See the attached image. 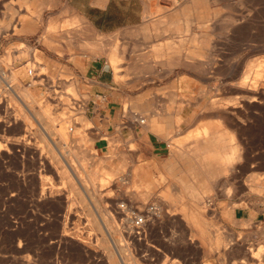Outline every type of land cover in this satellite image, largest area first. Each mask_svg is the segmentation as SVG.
Returning <instances> with one entry per match:
<instances>
[{
    "label": "rangeland",
    "instance_id": "374dc122",
    "mask_svg": "<svg viewBox=\"0 0 264 264\" xmlns=\"http://www.w3.org/2000/svg\"><path fill=\"white\" fill-rule=\"evenodd\" d=\"M212 1V15L220 17L225 22V29L227 31H230L232 28L243 32L252 30L258 32L260 44L264 43V0ZM55 4L59 5V0H0V264H78L79 262L80 264H104L106 261L105 264H110L107 256H109L111 251L114 256L116 255L121 264L123 262L119 258V254L124 257V264H212V261L203 254L202 250L208 249V251H212V249L218 248L217 238L219 232L216 231L214 239L210 232V225L213 222L208 217L209 211L203 205L205 197L216 195V193L211 189L202 191L199 198L197 197L201 207L197 211L188 212V209H186L187 198L193 199V194L191 195V193L185 191L180 192L179 189L183 186L190 188L187 186L188 184L193 187H202L208 179L212 181L219 175H227L230 169L234 170L242 161L251 158V149H253L254 153L258 154L260 161L264 160V50L259 51V57L256 59L257 62L252 65L254 68V71L252 68L253 73H247L249 77L246 79L245 87L239 88L235 95L225 92L222 88H217L213 93H210L213 96L210 103H215V108L214 105L211 108L212 105L208 103L204 106L201 114L196 115L199 116L198 118L188 121L186 117L181 118L179 115L187 106L186 104L150 103L149 97L151 96L160 97L161 95L168 96L172 94L170 89L158 87V84L171 73L166 70L169 66L166 60L170 59V56L164 55L165 52L169 53L172 49L170 41L164 42V46L154 49L156 53H159L157 54V59L159 62L161 60L160 64L162 66L157 65L158 62L152 72V68L148 62L141 65L143 69L141 70V76H145V79L144 87L139 89V93L142 95L139 98L140 101L139 103H124L122 107V115L133 123H136L135 120L138 117H142L145 119V125L138 124L139 126L152 131L159 129L166 134L164 140L169 145L168 152L159 160L157 168H152L154 172L152 173L154 179V185L152 186V181H145L144 177L140 178L139 182L135 181V179L139 178V174L138 172L136 176L131 174V172L137 169L134 168L131 171L132 167L127 165V160L131 157L127 155L126 151L119 150L121 142H115L113 139H110L113 153L109 157L97 155L92 149L94 136L89 133L88 128L91 124L85 116V104L77 101L79 96L85 97V94L79 91L76 81L69 83L65 82V80L57 79L67 77L61 73L58 77H56V74L49 75L51 78L49 81L42 80V78L36 81V77L33 79L32 85L23 81L30 67H35L36 73L48 71L45 66L46 63L40 56V51L37 50V48L41 50V47L45 43H43L44 27L47 32L50 31L53 34L59 35L60 40L55 41L57 44L63 43L68 48V53L61 54L62 60H73L74 39L79 37L82 39V42H78L77 46L84 51L88 50L90 52L89 58L101 57L105 61L106 48L108 46L106 35H100L105 39V46L103 45L102 47V51H104L103 49L105 51H100L101 53L98 52L100 53L98 54L88 46L87 42L90 39L89 31L91 30H85V26H87L85 23L80 25L81 27L79 25L77 27L73 26V24H62L59 21L53 24L46 23L48 17L45 10L49 9L50 6L54 7ZM78 27H80V30ZM88 28L90 27L88 26ZM35 39H39V45L37 46L33 44ZM22 43L28 44V47L32 49L31 52H27V50L21 48ZM119 47L128 48L129 45L116 39L115 47L111 45V51L109 52L112 64L116 63V49ZM62 69L64 68L62 67ZM258 70L262 73L260 74L261 76L257 75ZM13 75H15V79H12ZM38 82L43 85H35ZM240 83H242L241 80L237 84ZM7 84L11 86L8 87ZM17 87H28L36 97V101H38L40 106L36 102L30 101V99L24 100L25 103H29L32 106V112L39 107L45 108L48 105L50 109L49 115L45 118L33 117L20 103V99H17L18 96L14 94V90ZM216 98L218 99L216 100ZM224 105L227 107H224ZM208 106L210 107L208 108ZM217 107L220 109H217ZM204 111L214 113L207 115ZM149 117L152 120L147 119ZM205 117L209 118L206 119ZM160 122L162 124H157ZM41 124H44V126ZM166 124L169 126L166 127ZM174 124L175 127L172 126ZM56 126L63 130L64 140H60V134L57 133ZM46 130L48 135L51 136V140L44 133ZM221 136L230 137L232 142L230 139L222 140ZM14 139H19V142ZM26 140H29V142ZM179 141L186 150V154L183 156L178 153ZM127 144L128 149L134 148V144L131 141ZM54 145L60 150L65 147V149L61 150L62 154L69 161L72 158V166L74 164V168H76V172L79 174L78 179L75 176L73 178L76 186L78 185L82 193L79 194L72 190L70 183L57 173L59 169H57L58 163L56 158L59 154L49 149H52ZM70 147L75 150L68 151ZM43 148L44 150H42ZM79 148L86 152L87 157V160L84 159L85 161L83 160L81 164L74 158L76 149ZM232 148L236 152V157L232 164L227 165L220 157L230 152ZM29 150H32L31 152L34 153H29ZM38 152H41L40 155ZM72 153L75 154L73 155ZM237 153H239V157H237ZM35 154H38L40 157H37ZM114 155H117L116 158L118 157V160L123 158V162L118 164L116 159L112 160ZM27 157L29 158L27 159ZM37 160L41 162H37ZM59 161V166L68 170L64 161H61V158H59ZM44 167L48 168L45 169ZM114 170L115 172H112ZM91 171H97L100 175H105V171L106 173H111L107 177L108 179L105 178L104 181L98 183L99 186L98 184L96 185V188H98L96 190L97 196L93 195L94 197H91V193L83 185L86 182L89 187L91 186L87 181L88 173ZM31 173L33 177H31ZM261 176H264V174H260V178ZM33 178H35V184L32 180ZM17 182L22 183L19 185L20 183L18 184ZM23 182H26V187ZM80 186L84 187V189ZM42 188H44L45 192L41 191L38 194ZM250 190L258 194H261L263 191L262 187L257 190ZM108 193L111 194L109 195ZM54 196L58 200H55ZM97 201L99 202L98 205ZM104 201L108 203L106 204ZM139 201H144L145 203H139ZM149 201L158 202L161 212L157 218H154V221L152 220L148 224L147 228H149L146 229V235L143 238L134 237L125 225L121 227L124 232L117 233L115 224H120L119 219L123 218L122 213H120L121 210L118 209V204L126 202L129 205H138L139 203V206H143V204ZM68 213L73 215V219L69 221L71 223L66 220ZM98 213L100 216H98ZM112 216L115 217L112 218ZM108 223L111 226H107ZM104 225L107 226L106 228H109V234ZM64 226H66V229ZM49 230L51 231L48 232ZM94 230L98 231L94 232ZM75 232L76 234H74ZM64 233L65 235H62ZM127 233L131 234L134 238L132 237V239L129 238L128 240ZM75 235L77 236L75 237ZM90 237L91 239L89 240ZM100 240L103 241L102 244ZM82 241L86 242V244H91L88 252L83 250ZM103 243L106 244L104 245ZM150 243L152 245H149ZM121 246L123 247L121 248ZM150 248L152 249L150 250ZM117 250H119V253ZM99 251L101 252L99 253ZM172 260L178 261L173 262Z\"/></svg>",
    "mask_w": 264,
    "mask_h": 264
},
{
    "label": "crops",
    "instance_id": "0c3cea01",
    "mask_svg": "<svg viewBox=\"0 0 264 264\" xmlns=\"http://www.w3.org/2000/svg\"><path fill=\"white\" fill-rule=\"evenodd\" d=\"M212 2L182 0L175 4L172 0H59V5L45 10L47 24L59 21L70 25L77 18L79 25L85 23L92 31L106 35L109 43L105 61L101 57L89 58L90 52L77 46L78 42H82L79 37L74 39L73 60H62L61 54L68 53V48L63 43L57 44L55 41L60 40L59 35L47 32L44 27L45 43L41 50H37L48 71L36 73L35 78L36 81L39 78L49 81L52 74L58 77L61 73L67 77L57 79L77 82L79 91L85 94L77 101L85 104V116L91 124L89 133L94 136L92 149L97 155L109 157L113 153L110 139L121 142L119 150L126 151L131 157L127 165L132 167L131 171L137 169L139 174L136 182L144 177L145 181H152L154 185L152 168H157L169 148L164 140L166 134L161 130H147L122 115L124 103H139L142 96L139 89L144 87L145 76H141V65L148 62L153 72L159 62V53L154 49L170 41L172 49L164 55L170 56L166 60L169 64L166 70L171 73L158 87L168 88L172 94L151 96L150 103L186 104L179 115L188 121L199 117L196 115L201 114L204 106L212 101L210 93L217 88L232 95L243 88L237 85L238 81L246 75L245 72L253 73L252 65L257 62L259 51L264 50L258 32H243L234 28L227 31L225 22L212 15ZM116 39L129 47L117 48L116 63L112 64L109 52L111 45L115 47ZM38 40L35 39L33 44L39 45ZM160 62L157 65L162 66ZM248 67L250 71H247ZM23 81L27 83L32 78L27 74ZM35 85L43 84L38 82ZM204 112L207 115L214 113ZM172 126L175 127V124ZM220 138L232 142L230 137ZM130 141L134 148L128 149ZM182 145L179 141L178 153L183 156L186 150ZM231 151H235L234 148ZM250 154V159L242 161L234 170L230 169L225 176L219 175L212 181L208 179L202 187L187 185L190 188L185 192L194 195L193 199L187 198L188 212L201 207L196 195H201L205 189L216 193L207 196L212 198L213 206L203 205L213 222L210 232L214 239L216 231L219 232L218 248L202 250L212 264H264V176L260 178V174H264V160L260 161L253 149ZM225 155L220 159L227 165L232 164L234 161L227 163ZM116 156L112 160L116 159L121 164L123 158L118 160ZM260 187L263 190L261 194L250 190ZM193 188L200 192L195 195ZM179 191L184 190L181 187Z\"/></svg>",
    "mask_w": 264,
    "mask_h": 264
},
{
    "label": "bare ground",
    "instance_id": "6f19581e",
    "mask_svg": "<svg viewBox=\"0 0 264 264\" xmlns=\"http://www.w3.org/2000/svg\"><path fill=\"white\" fill-rule=\"evenodd\" d=\"M196 1V0H195ZM181 9V8H180ZM181 11V10H180ZM77 18H74V21L72 22V24H73V26H76L77 24H78V20H76ZM81 22V21H80ZM80 24V23H79ZM78 24V25H79ZM80 26V25H79ZM85 26V25H84ZM72 27V26H71ZM81 27V26H80ZM80 27H78V29L80 30ZM85 30L87 31H89V30H91V31H89L90 32V35H89V38L90 39H88V46L92 49V51H94L95 53H98V52H104L105 51V49H103L104 51H102V47H103V45L105 44V39H103L102 38V36H100V33L98 34V33H96V32H94V31H92V29L91 28H88V25L87 26H85ZM144 30V29H143ZM85 31V32H86ZM87 33V32H86ZM104 40V41H103ZM104 42V43H103ZM103 43V44H102ZM109 43V42H108ZM29 45L28 44H26V43H22V45L20 46L21 48H23V49H25V50H27V52L28 51H30L31 52V50L32 49H30V47H28ZM105 46V45H104ZM114 47V46H113ZM15 48V47H14ZM107 49V48H106ZM111 51V50H110ZM100 52V53H101ZM100 53H98V54H100ZM11 54H12V52H11ZM13 55V54H12ZM29 56V55H28ZM31 58V57H30ZM27 64V63H26ZM253 64H255V63H253ZM31 66V65H30ZM250 67V66H249ZM249 67H248V70L247 71H250L249 70ZM253 68V67H252ZM251 69V68H250ZM12 72V71H11ZM262 72V71H261ZM12 74H13V72H12ZM245 76H243V78H242V83H240V84H237V85H239L240 87H245L244 85H246L245 83H246V79L249 77L248 75H247V73L245 72ZM260 74H262V73H260V70H258V73H257V75L259 76ZM261 76V75H260ZM11 77V76H10ZM17 77V76H16ZM6 78V77H5ZM15 79V75H13L12 76V79ZM11 79V78H10ZM15 82V81H14ZM18 85V84H17ZM15 87V86H14ZM255 90V89H254ZM257 90V89H256ZM18 93V94H17ZM14 94L15 95H17L18 96V98L17 99H20V103L23 105V107L34 117V116H37V117H40V118H45V117H47L48 115H49V111H50V109H49V107H48V105L45 107V108H38L37 110H35V111H33L32 112V106H30L29 105V103H25L24 102V100H28V99H30V101H32V102H36L37 104H39L38 103V101H36V97L31 93V91L29 90V88L28 87H24V88H20V87H17V88H15V90H14ZM243 96H244V94H243ZM248 96V95H247ZM246 97V96H245ZM255 97V96H254ZM22 98V99H21ZM252 98V97H251ZM218 98H216V100H217ZM254 99V98H253ZM212 106H211V108L213 107V105L215 104H212V103H210ZM218 104V103H217ZM223 105V104H222ZM221 105V106H222ZM39 106H40V104H39ZM215 106L216 105H214V108H215ZM220 106V107H221ZM226 105H224V107H225ZM36 107V106H35ZM210 106H208V108H209ZM218 107H219V104H218ZM217 107V109H220V108H218ZM227 107V106H226ZM214 108H213V110H214ZM222 108V107H221ZM124 109V108H123ZM128 109V108H127ZM129 110V109H128ZM127 110V111H128ZM211 110V109H210ZM123 111H125V110H123ZM131 111V110H130ZM26 112V111H25ZM126 112V111H125ZM131 112H133V111H131ZM24 113V112H23ZM24 115V114H23ZM50 115H51V113H50ZM53 115V114H52ZM62 115V114H61ZM63 116V115H62ZM13 117V116H12ZM24 117V116H23ZM28 117V116H27ZM52 117V116H51ZM26 118V117H25ZM57 118V117H56ZM27 119V118H26ZM147 119H151L150 117L149 118H147ZM25 120V119H24ZM31 120V119H30ZM152 120V119H151ZM19 122V121H18ZM25 122H27V121H25ZM45 122V121H44ZM28 123V122H27ZM32 123V122H31ZM41 123V122H40ZM43 123V122H42ZM52 123V122H51ZM26 124V123H25ZM39 124V123H38ZM46 124V123H45ZM47 124H48V121H47ZM53 124V123H52ZM19 125V124H18ZM32 125V124H31ZM30 125V126H31ZM42 125V124H41ZM142 125H145V124H142ZM33 126V125H32ZM42 126H44V124L42 125ZM46 126V125H45ZM68 126V125H67ZM146 126H148L147 124H146ZM29 127V126H28ZM41 127V126H40ZM55 127V126H54ZM65 127V126H64ZM49 128V127H48ZM56 128H57V133L58 134H60V140H64V138H65V136H64V132H63V130L62 129H60V128H58L57 126H56ZM42 130H44V128H42ZM50 130V129H49ZM42 133V132H41ZM45 134H47L46 136H48V139H50L51 140V136H49L48 135V133H47V130H46V132H44ZM54 133V132H53ZM67 133V132H66ZM66 133H65V135H66ZM50 134V133H49ZM42 136V135H41ZM45 136V135H44ZM26 138V137H25ZM59 138V137H58ZM28 139V138H27ZM14 140H18V142H19V139H14ZM23 140V139H22ZM27 141V140H26ZM58 141V140H57ZM13 142V141H12ZM27 142H29V140L27 141ZM52 142V141H51ZM16 143H17V141H16ZM20 143H21V140H20ZM58 143V142H57ZM63 143H65V142H63ZM74 143V142H73ZM26 144V143H25ZM35 144H37V143H35ZM42 144V143H41ZM46 144H47V142H46ZM39 145H40V143H39ZM15 146V145H14ZM27 146V145H26ZM47 146V145H46ZM24 147V146H23ZM39 147V146H38ZM49 147V146H48ZM80 147V146H79ZM45 148H47V147H45ZM62 148V147H61ZM64 149H65V147H63ZM63 148L61 149V150H63ZM27 149V148H26ZM25 149V150H26ZM29 149V148H28ZM33 149V148H32ZM50 150H52V151H56L55 153H57L58 152V154H59V158H61V161L63 160L64 161V163L66 164V167L68 168V170L66 171L65 169H63V168H61V166H59L60 164H59V158L57 157L56 159H57V163H58V166H57V169H59V171H57V173H59L60 175H62V177L63 178H65L66 180H67V182H69L70 183V187H71V189L72 190H74V191H76L77 193H82V191L80 192V189L78 188V185L76 186V182L74 181V176H75V178L76 179H78V176H79V174L76 172L77 170H76V168H74V164H73V166H72V158L70 159L71 161H69V160H67L66 158H65V156H64V154H62V151L58 148V147H56L55 145H54V147L51 149V148H49ZM21 150V149H20ZM38 150H39V148H38ZM42 150H44V148L42 149ZM46 150V149H45ZM74 151L71 147H70V149H68V151ZM1 151H3V150H1ZM30 152L29 153H34V152H31L32 150H29ZM40 151V150H39ZM67 153H68V151L67 150H65ZM22 152V151H21ZM45 152V151H44ZM39 153V152H38ZM41 153V152H40ZM40 153H39V155H40ZM49 153V152H48ZM64 153V152H63ZM66 153V154H67ZM73 154V153H72ZM75 154V153H74ZM73 154V155H74ZM78 156H77V155ZM76 154H75V156H74V158H75V160L79 163V164H81V162L84 160V159H86L87 157H86V152L83 150V149H76ZM238 154L239 153H237V157H239L238 156ZM6 155V154H5ZM29 155V154H28ZM34 155V154H33ZM36 155V154H35ZM53 155V154H52ZM73 155H72V157H73ZM242 155V154H241ZM2 156V155H1ZM37 157H40V156H38V154L36 155ZM50 156H51V154H50ZM49 156V157H50ZM20 157V156H19ZM35 157V156H34ZM56 157V156H55ZM235 157H236V152L235 151H231V152H229L228 154H226L225 156H224V159L229 163H231V161H234V159H235ZM29 157H27V159H28ZM31 158V157H30ZM53 158V157H52ZM70 158V157H69ZM49 159V158H48ZM18 160H19V158H18ZM24 160V159H23ZM33 160V159H32ZM87 160V159H86ZM239 160V159H238ZM13 161V160H12ZM22 161V160H21ZM38 161H40V160H37V162ZM55 161V160H54ZM69 161V162H68ZM85 161V160H84ZM237 161V160H236ZM41 162V161H40ZM39 162V163H40ZM44 162V161H43ZM70 162H71V164H70ZM32 163V162H31ZM54 163V162H53ZM64 163H63V165H64ZM22 164V163H21ZM47 164V163H46ZM3 165V164H2ZM1 165V166H2ZM28 165V164H27ZM40 165V164H39ZM42 166H43V164H41ZM56 165V164H55ZM3 167V166H2ZM24 167V166H23ZM55 167V166H54ZM65 167V168H66ZM43 168V167H42ZM45 168V167H44ZM48 168V167H47ZM47 168H45V169H47ZM19 169V168H18ZM27 169V168H26ZM51 169V168H50ZM49 169V170H50ZM78 169V168H77ZM17 170V169H16ZM36 170V169H35ZM34 170V171H35ZM42 170V169H41ZM108 171V170H107ZM2 172V171H1ZM9 172V171H8ZM21 172V171H20ZM33 172V171H32ZM37 172V171H36ZM49 172V171H48ZM112 172H115V170L114 171H112ZM13 173V172H12ZM25 173V172H24ZM27 173H29V172H27ZM51 173V172H50ZM2 174V173H1ZM5 174V173H4ZM35 174V173H34ZM131 174L133 175V176H136V174H137V170H135L134 172H131ZM3 175V174H2ZM13 175V174H12ZM15 175V174H14ZM28 175V174H27ZM26 175V176H27ZM111 175V173L110 172H107L106 173V171H105V175H100L97 171H91L90 173H88V182L90 183V187L88 186V184H86V182H84L83 183V185L85 186V188H87V190H89V192L91 193V197H94L93 195H96L97 193H96V190L98 189V188H96V185L99 183V182H102V181H104L105 180V178H107L108 176H110ZM22 176V175H21ZM17 177V176H16ZM20 177V176H19ZM28 177V176H27ZM31 177H33L32 176V173H31ZM30 177V178H31ZM61 177V176H60ZM6 178V177H5ZM22 178V177H21ZM26 178V177H25ZM40 178H42V177H40ZM48 178V177H47ZM19 179V178H18ZM44 179V178H43ZM42 179V180H43ZM108 179V178H107ZM17 180V179H16ZM23 180V179H22ZM27 180V179H26ZM33 180V182H34V180H35V178H33L32 179ZM58 180V179H57ZM60 180V179H59ZM21 181V180H20ZM28 182H29V180H28ZM33 182H32V184H33ZM43 182V181H42ZM82 182V181H81ZM18 183V182H17ZM20 183V182H19ZM18 183V184H19ZM22 183V182H21ZM21 183L19 184V185H21ZM24 183V186H25V183L26 182H23ZM38 183V182H37ZM44 183V182H43ZM28 184V183H27ZM34 184H35V182H34ZM81 184V183H80ZM79 184V185H80ZM34 186H36V185H34ZM33 186V187H34ZM44 186V185H43ZM49 186V185H48ZM55 186H57V185H55ZM81 186H82V184H81ZM80 186V187H81ZM98 186H99V184H98ZM26 187V186H25ZM39 188H40V186H38ZM47 187V186H46ZM184 187V186H183ZM182 187V188H183ZM81 188H83L84 189V187H81ZM109 188V187H108ZM32 189H34V188H32ZM36 189H38V188H36ZM59 189V188H58ZM71 190V191H72ZM184 191H187L188 190V188L185 186L184 187V189H183ZM41 191H43V192H45L44 191V188H42V190H39V192H38V194H40V192ZM49 191V190H48ZM42 192V193H43ZM47 192V191H46ZM57 192V191H56ZM85 192V191H84ZM194 192H196V193H194ZM229 192H230V189L227 191V193L229 194ZM34 193V192H33ZM61 193H62V191H61ZM100 193V192H99ZM191 193V192H190ZM193 193L196 195V194H198V192L195 190L194 191V188H193ZM49 194V193H48ZM109 195L111 194V193H108ZM107 194V195H108ZM231 194V193H230ZM31 195V194H30ZM43 195H45V194H43ZM83 195V194H82ZM104 195V194H103ZM109 195H108V197H109ZM192 195V194H191ZM37 196V195H36ZM56 196V195H55ZM55 196H54V199H55ZM97 196V195H96ZM99 196V195H98ZM112 196V195H111ZM134 196V195H133ZM199 194H198V196L196 195V197H198L199 198ZM46 197V196H45ZM57 197V196H56ZM108 197H107V199H108ZM193 198H194V195L192 196ZM51 198V197H50ZM60 198V197H59ZM65 198H66V196H65ZM64 198V199H65ZM70 198V197H69ZM105 198V197H104ZM143 198V197H142ZM34 199V198H33ZM46 199V198H45ZM61 199V198H60ZM196 199V198H195ZM36 200V199H35ZM43 200V199H42ZM55 200H58V199H55ZM68 200H70V199H68ZM75 200H76V198H75ZM85 200V199H84ZM101 200V199H100ZM133 200V199H132ZM200 200H201V198H200ZM45 201V200H44ZM43 201V202H44ZM73 201V200H72ZM78 201V200H77ZM103 201V200H102ZM101 201V202H102ZM118 201V200H117ZM197 201V200H196ZM32 202V201H31ZM67 202V201H66ZM79 202V201H78ZM87 202V201H86ZM90 202H91V200H90ZM105 202V201H104ZM112 202V201H111ZM114 203H115V201H113ZM142 203V202H144V201H139V203ZM53 203V202H52ZM88 203V202H87ZM98 201H97V205H98ZM106 203V202H105ZM108 203V202H107ZM106 203V204H107ZM139 203H138V205H139ZM145 203V202H144ZM72 204V203H71ZM91 204V203H90ZM104 204V203H103ZM106 204H105V206H106ZM43 205V204H42ZM47 205V204H46ZM61 205H62V203H61ZM82 205V204H81ZM113 205V204H112ZM119 205V204H118ZM137 205V204H136ZM144 205V204H143ZM40 206V205H39ZM54 206V205H53ZM104 206V205H103ZM104 206V207H105ZM37 207V206H36ZM94 207V206H93ZM100 207V206H99ZM101 207H102V204H101ZM103 207V208H104ZM115 207V206H114ZM118 207V206H117ZM106 208V207H105ZM107 208H108V206H107ZM116 208V207H115ZM65 209V208H64ZM101 209V208H100ZM117 209V208H116ZM119 209V208H118ZM78 210V209H77ZM86 210V209H85ZM96 210H98V209H96ZM104 210V209H103ZM112 210H113V208H112ZM68 211H69V209H68ZM71 211V210H70ZM119 211V210H118ZM117 211V212H118ZM59 212V211H58ZM85 212V211H84ZM101 212V211H100ZM27 213H28V211H27ZM39 213V212H38ZM54 213V212H53ZM71 213V212H70ZM70 213H68V215H67V218H66V220L69 222L70 220H72L73 219V215H71ZM107 213V212H106ZM111 213V212H110ZM121 213V212H120ZM73 214V213H72ZM94 214V213H93ZM28 215V214H27ZM55 215V214H54ZM59 215V214H58ZM75 215V214H74ZM86 215V214H85ZM84 215V216H85ZM103 215V214H102ZM123 215V214H122ZM81 216V215H80ZM93 216V215H92ZM98 216H100L99 215V213H98ZM110 216V215H109ZM108 216V217H109ZM118 216H119V213H118ZM117 216V217H118ZM38 217V216H37ZM42 217V216H41ZM54 217V216H53ZM65 217V216H64ZM63 217V218H64ZM78 217V216H77ZM107 217V218H108ZM113 217H115V216H112V218ZM116 217V218H117ZM124 217V216H123ZM58 218V217H57ZM76 218V217H75ZM84 218H86V217H84ZM92 218V217H91ZM102 218V217H101ZM101 218H99V219H101ZM194 218V217H193ZM53 219V218H52ZM81 219H82V217H81ZM103 219V218H102ZM106 219V218H105ZM37 220V219H36ZM95 220V219H94ZM98 220V219H97ZM117 220V219H116ZM120 220V224L118 225L117 223L115 224L114 223V220H113V223L115 224V229H116V231H117V233L119 232V233H122V229H121V227L123 226L124 227V223H125V220H124V218H121V219H119ZM54 221V220H53ZM79 221V220H78ZM88 221V220H87ZM107 221V220H106ZM153 221H154V219H153ZM49 222V221H48ZM50 222H52V221H50ZM56 222V221H55ZM61 222V221H60ZM73 222H75V221H73ZM80 222H81V220H80ZM90 222H91V220H90ZM94 222V221H93ZM102 222H104V221H102ZM52 223H54V222H52ZM65 223V222H64ZM69 223H71V222H69ZM75 223H77V222H75ZM79 223V222H78ZM155 223V222H154ZM61 224V223H60ZM66 224V223H65ZM64 224V225H65ZM107 224V223H106ZM176 224V223H175ZM33 225V224H32ZM37 225V224H36ZM46 225V224H45ZM72 225H73V223H72ZM92 225V224H91ZM97 225V224H96ZM110 224L108 223V225L107 226H109ZM163 225H165V224H163ZM19 226V225H18ZM47 226V225H46ZM101 226V225H100ZM100 226H98V227H100ZM105 226V225H104ZM103 226V227H104ZM107 226H105V229H106V231H107V233L109 234V231H108V229L109 228H106ZM111 226V225H110ZM56 227V226H55ZM66 226H64V228H65ZM71 227H74V226H71ZM113 227V226H112ZM111 227V228H112ZM153 227V226H152ZM163 227V226H162ZM43 228H44V226H43ZM61 228V227H60ZM70 228V227H69ZM75 228V227H74ZM90 228V227H89ZM94 228V227H93ZM101 228H102V226H101ZM149 228V227H148ZM147 228V229H148ZM63 229V228H62ZM66 229V228H65ZM67 229H68V227H67ZM73 229V228H72ZM84 229V228H83ZM82 229V230H83ZM113 229V228H112ZM18 230V229H17ZM64 230V229H63ZM76 230H78L77 228H76ZM75 230V231H76ZM82 230H81V232H82ZM99 230V229H98ZM97 230V231H98ZM152 230V229H151ZM51 230H49L48 232H50ZM54 231V230H53ZM61 231V230H60ZM96 230H94V232H95ZM96 231V232H97ZM101 231V230H100ZM147 231V230H146ZM86 232V231H85ZM124 232V231H123ZM150 232V231H149ZM60 233V232H59ZM103 233V232H102ZM101 233V234H102ZM116 233V232H115ZM126 233V232H125ZM13 234V233H12ZM39 234V233H38ZM57 234V233H56ZM69 234V233H68ZM73 234V233H72ZM74 234H76V232L74 233ZM97 234H99V233H97ZM41 235H43V234H41ZM46 235V234H45ZM62 235H65V233L64 234H62ZM94 235V234H93ZM100 235V234H99ZM98 235V236H99ZM126 235V234H125ZM152 235V234H151ZM34 236V235H33ZM60 236V235H59ZM69 236H71V235H69ZM77 235H75V237H76ZM87 236V235H86ZM92 236V235H91ZM105 236V235H104ZM111 236H112V234H111ZM120 236H122V235H120ZM158 236V235H157ZM229 236V235H228ZM45 237V236H44ZM50 237V236H49ZM72 237V236H71ZM74 237V236H73ZM79 238H80V236H78ZM89 237V236H88ZM93 237V236H92ZM95 237V236H94ZM123 237H125L124 235H123ZM127 237H128V240H129V238H131L132 239V235L131 234H128L127 233ZM32 238V237H31ZM52 238V237H51ZM58 238V237H57ZM69 238V237H68ZM106 238V237H105ZM116 239H117V237H115ZM134 238V237H133ZM143 238V237H142ZM147 238V237H146ZM39 239V238H38ZM43 239V238H42ZM85 239V238H84ZM91 239V237L89 238V240ZM94 239V238H93ZM113 239V238H112ZM46 240H47V238H46ZM59 241H61L60 239H58ZM65 240V239H64ZM64 240H62V241H64ZM72 240V239H71ZM74 240V239H73ZM82 240V239H81ZM80 240V241H81ZM114 240V239H113ZM118 240V239H117ZM127 240V241H128ZM231 240V239H230ZM87 241V240H86ZM101 241V240H100ZM126 241V240H125ZM136 241V240H135ZM51 242V241H50ZM49 242V243H50ZM55 242H57V241H55ZM65 242V241H64ZM75 242V241H74ZM83 242V241H82ZM90 242V241H89ZM102 242L103 241H101V244H102ZM107 242V241H106ZM112 242V241H111ZM120 242V241H119ZM142 242V241H141ZM146 242V241H145ZM144 242V243H145ZM152 242V241H151ZM24 243V242H23ZM53 243H54V241H53ZM59 243V242H58ZM79 243V242H78ZM110 243V242H109ZM116 243V242H115ZM121 243V242H120ZM122 243H123V240H122ZM130 243V242H129ZM132 243H136V242H132ZM143 243V244H144ZM148 243V242H147ZM153 243V242H152ZM152 243H150L149 245H152ZM57 244V243H56ZM104 244V243H103ZM106 244V243H105ZM104 244V245H105ZM155 244V243H154ZM60 245V244H59ZM58 245V246H59ZM62 245V244H61ZM79 245V244H78ZM91 245V244H90ZM89 244H86V242H83V244H82V248H83V250H85V252H88L89 251V246H90ZM117 245V244H116ZM131 245V244H130ZM142 245V244H141ZM63 246V245H62ZM75 246V245H74ZM114 246H115V244H114ZM124 246V245H123ZM123 246H121V248L123 247ZM127 246V245H126ZM137 246V245H136ZM20 247H22V246H20ZM47 247V246H46ZM51 247V246H50ZM71 247V246H70ZM117 247V246H116ZM115 247V248H116ZM129 247V246H128ZM134 247V246H133ZM153 247V246H152ZM18 248V247H17ZM57 248V247H56ZM67 248V247H66ZM132 248V247H131ZM131 248H129V249H131ZM138 248V247H137ZM154 248V247H153ZM49 249V248H48ZM63 249V248H62ZM71 249H72V247H71ZM108 249V248H107ZM109 249H110V246H109ZM117 249V248H116ZM135 249V248H134ZM133 249V250H134ZM152 248H150V250H151ZM156 249V248H155ZM81 250V249H80ZM92 250V249H91ZM100 250V249H99ZM120 250H122V249H120ZM126 250H128V249H126ZM148 250V249H147ZM164 250V249H163ZM56 251V250H55ZM60 251V250H59ZM106 251V250H105ZM129 251V250H128ZM155 251V250H154ZM158 251H160L159 249H158ZM178 251V250H177ZM45 252V251H44ZM101 251H99V253H100ZM117 252L119 253V250H117ZM116 252V253H117ZM126 252V251H125ZM129 253V252H128ZM132 253V252H131ZM141 253V252H140ZM151 253V252H150ZM158 253V252H157ZM163 253V252H162ZM255 253H257V252H255ZM260 253V252H259ZM85 254V253H84ZM155 254V253H154ZM258 254V253H257ZM99 255V254H98ZM130 255V254H129ZM132 255V254H131ZM156 255V254H155ZM157 255H159V254H157ZM186 255V254H185ZM95 256H97V255H95ZM103 256H105V255H103ZM135 256V255H134ZM133 256V257H134ZM258 256V255H257ZM126 257H127V255H126ZM162 257V256H161ZM176 257V256H175ZM51 258V257H50ZM82 258V257H81ZM80 258V259H81ZM119 258L121 259V261L123 262V264H124V257H122L120 254H119ZM173 258H174V256H173ZM182 258V257H181ZM184 258V257H183ZM45 259V258H44ZM59 259V258H58ZM97 259V258H96ZM105 259V258H104ZM129 259V258H128ZM171 259V258H170ZM23 260V259H22ZM107 260H108V262L110 263V264H121L120 263V261L118 260V258L116 257V255L114 256V254H113V252L111 251V253H109V256H107ZM43 261V260H42ZM41 261V262H42ZM51 261V260H50ZM80 261V260H79ZM85 261V260H84ZM128 261V260H127ZM126 261V262H127ZM173 262L175 261V260H172ZM176 261H178V260H176ZM175 261V262H176ZM49 262V261H48ZM71 262V261H70ZM107 262V261H106ZM105 262V263H106ZM125 262V263H126ZM52 263V262H51ZM66 263V262H65ZM73 263H75V262H73ZM84 263V262H83ZM90 263H91V261H90ZM104 263V264H105ZM130 263V262H129ZM192 263V262H191ZM76 264V263H75ZM78 264H80V262L78 263ZM177 264V263H176Z\"/></svg>",
    "mask_w": 264,
    "mask_h": 264
},
{
    "label": "built area",
    "instance_id": "2783aa9c",
    "mask_svg": "<svg viewBox=\"0 0 264 264\" xmlns=\"http://www.w3.org/2000/svg\"><path fill=\"white\" fill-rule=\"evenodd\" d=\"M175 4H179L182 0H172ZM1 39V37H0ZM27 74L31 76L32 81L35 79L36 68L30 67L27 70ZM32 81L27 82V84L32 85ZM8 87L11 85L7 84ZM135 122L137 124H144L145 119L138 117ZM204 204L207 207L213 206V200L211 197H207L204 200ZM119 209L123 214L125 220L124 225L127 227L129 232L134 235V237H144L146 235V229L148 224L160 215L161 207L158 202L149 201L143 206L131 204L126 202H121L119 204Z\"/></svg>",
    "mask_w": 264,
    "mask_h": 264
}]
</instances>
